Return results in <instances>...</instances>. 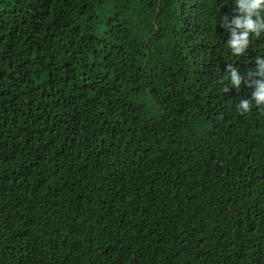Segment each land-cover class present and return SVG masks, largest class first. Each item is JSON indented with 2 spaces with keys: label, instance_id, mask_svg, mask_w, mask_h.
Wrapping results in <instances>:
<instances>
[{
  "label": "trees",
  "instance_id": "1",
  "mask_svg": "<svg viewBox=\"0 0 264 264\" xmlns=\"http://www.w3.org/2000/svg\"><path fill=\"white\" fill-rule=\"evenodd\" d=\"M237 15L0 0V264H264V105L238 108L264 32L235 54Z\"/></svg>",
  "mask_w": 264,
  "mask_h": 264
},
{
  "label": "clouds",
  "instance_id": "2",
  "mask_svg": "<svg viewBox=\"0 0 264 264\" xmlns=\"http://www.w3.org/2000/svg\"><path fill=\"white\" fill-rule=\"evenodd\" d=\"M239 15L233 18L235 28L232 30L231 38L228 40V45L235 54H242L249 46L250 35L255 34L259 37L264 32V0H237ZM255 17V19H253ZM225 21L227 17H224ZM260 65L259 70L250 72V75H255L264 78V62L257 60ZM231 72V84L237 89L244 81V77L237 74V71L231 66L228 67ZM254 91L249 99H242L238 106L241 113L250 111L252 102L256 105H264V79L254 82ZM225 92L230 91L229 88L224 89Z\"/></svg>",
  "mask_w": 264,
  "mask_h": 264
},
{
  "label": "rangeland",
  "instance_id": "3",
  "mask_svg": "<svg viewBox=\"0 0 264 264\" xmlns=\"http://www.w3.org/2000/svg\"><path fill=\"white\" fill-rule=\"evenodd\" d=\"M141 78H142V82H143L144 84H146V81H147V82L149 81L148 77L145 78L143 74H141ZM152 116H153L152 114L147 113L146 118H147V119H151Z\"/></svg>",
  "mask_w": 264,
  "mask_h": 264
}]
</instances>
